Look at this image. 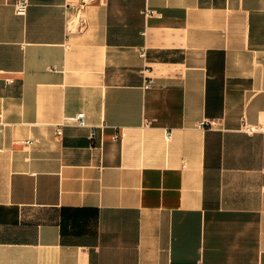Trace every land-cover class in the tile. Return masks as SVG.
Here are the masks:
<instances>
[{
    "label": "crops",
    "instance_id": "obj_1",
    "mask_svg": "<svg viewBox=\"0 0 264 264\" xmlns=\"http://www.w3.org/2000/svg\"><path fill=\"white\" fill-rule=\"evenodd\" d=\"M18 1L0 264H264V0Z\"/></svg>",
    "mask_w": 264,
    "mask_h": 264
},
{
    "label": "built area",
    "instance_id": "obj_2",
    "mask_svg": "<svg viewBox=\"0 0 264 264\" xmlns=\"http://www.w3.org/2000/svg\"><path fill=\"white\" fill-rule=\"evenodd\" d=\"M29 7V1L28 0H19L16 4H15V14L17 16H21V17H25L27 15V10ZM144 16L146 19L148 18H152L155 16H158L159 14L155 11V10H150V9H145L143 12ZM141 56L144 57L145 56V50L141 51ZM8 82H12V80H8ZM152 85V81L148 80L145 82L144 84V88L145 89H149ZM67 122L73 123L77 126L80 127H86L87 123H86V119H85V115L83 113L78 114L77 116L68 118L66 120ZM248 131H256V128L254 126H250L248 128ZM57 134L60 135L61 134V130L57 129ZM95 135V132L93 131L91 133V137L93 138ZM198 264H204L202 261H200Z\"/></svg>",
    "mask_w": 264,
    "mask_h": 264
}]
</instances>
